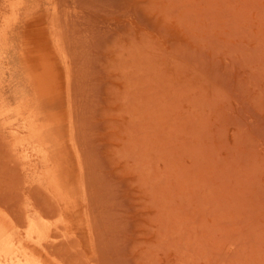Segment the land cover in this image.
I'll return each mask as SVG.
<instances>
[{"label": "rangeland", "instance_id": "obj_1", "mask_svg": "<svg viewBox=\"0 0 264 264\" xmlns=\"http://www.w3.org/2000/svg\"><path fill=\"white\" fill-rule=\"evenodd\" d=\"M1 246L264 264V0H0Z\"/></svg>", "mask_w": 264, "mask_h": 264}, {"label": "bare ground", "instance_id": "obj_2", "mask_svg": "<svg viewBox=\"0 0 264 264\" xmlns=\"http://www.w3.org/2000/svg\"><path fill=\"white\" fill-rule=\"evenodd\" d=\"M0 260L2 264H32L25 254L18 257L8 246L0 247Z\"/></svg>", "mask_w": 264, "mask_h": 264}]
</instances>
